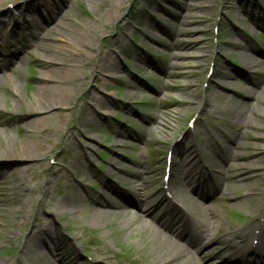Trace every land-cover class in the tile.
Here are the masks:
<instances>
[{
    "label": "rangeland",
    "instance_id": "obj_1",
    "mask_svg": "<svg viewBox=\"0 0 264 264\" xmlns=\"http://www.w3.org/2000/svg\"><path fill=\"white\" fill-rule=\"evenodd\" d=\"M58 1L63 0H0L4 20L0 56L20 53L16 92L26 104L36 87V61L41 54L33 38L46 37L45 28L59 18L35 30L26 23L31 22V10L26 8L38 5L32 22L39 24L48 9L60 5ZM64 1L67 8L62 11L69 14L65 33L76 44L71 40L67 45L84 62L77 67V77L65 86L67 101L39 114H54L49 124L59 130L56 136L41 135V155L21 159L0 154V183L5 182L8 190L2 192L0 185L1 264L149 263L156 249L147 241L146 227L162 228L152 218H135L134 189L139 178H145L154 192L147 203L159 201L163 192L156 194L162 186L180 187L187 208L199 203L210 206L231 230L241 232L264 217V95L257 103L244 90L264 89V68L247 67L241 58L243 49L233 45L236 41L263 50L264 0H227L228 4L225 0ZM21 6L26 19L10 21L8 11L18 12ZM13 25L19 26L12 33ZM51 32L53 43L67 46ZM83 41L89 46L77 45ZM4 66L0 60V144L15 145L31 116L22 107L10 109L15 92L9 89L12 68ZM225 74H233L234 79L227 80ZM251 105L260 115L253 119L254 126L243 127L237 117ZM236 136L242 145L235 162L241 165L230 172L235 178L249 176L243 181L229 177L231 196L218 190L208 202L198 201L183 179L202 171L208 182H218L220 174H228L230 165L221 150ZM190 147L192 156H184ZM231 150L237 152L235 146ZM167 153L172 175L168 184L163 179ZM181 167L198 173L179 175ZM47 180L49 189L44 192ZM105 182L120 192L119 200L125 203L121 209L130 213L120 215L119 209L105 207L114 214L91 222L85 218L86 205L75 200L84 189L98 195ZM23 185L30 190L26 196L19 191ZM105 198L113 204L118 196L109 193ZM61 201L68 206L57 212L55 206ZM23 205L25 212L20 213ZM160 208L162 214L165 207ZM42 220L50 224L60 245L58 254L63 256L50 257L48 263L41 257L31 259L33 242L28 239ZM221 236L204 251H195L167 233L169 240L194 253L199 264H215L232 253L223 240L226 235ZM226 261L247 264L245 258Z\"/></svg>",
    "mask_w": 264,
    "mask_h": 264
},
{
    "label": "bare ground",
    "instance_id": "obj_2",
    "mask_svg": "<svg viewBox=\"0 0 264 264\" xmlns=\"http://www.w3.org/2000/svg\"><path fill=\"white\" fill-rule=\"evenodd\" d=\"M89 1L96 2L98 0ZM58 4L60 5L56 6L57 8L55 10L48 9L49 12L47 17L42 16L44 21L40 22L39 24H34V22H32V18L39 10L38 5L29 6L26 8L29 9V11L31 10V14L29 15L31 22L28 21L26 23H29V25L32 26V28L35 30H39L41 28L44 29V25L46 23L52 22L59 16L58 21H55L50 28L48 26L45 28L46 31L44 30V32H47L46 37H39L38 35L34 36L33 34V42L35 43V47L39 49L38 51H41V54L39 57V61H36V70L38 73V79L35 82L36 87L33 95L28 101V104H26V102L22 100L20 93L16 92V85L18 82L17 65L19 63L17 61H20V53L17 52L16 54H11V56H0V60L5 62L4 68H12L9 75V89L11 90V92H15H13V97L11 100L12 104L10 109L16 110L19 107H22L24 109H27V113H29L31 116L25 124L26 130L23 133V138L15 145L0 144V154H13L14 156H17L21 159H28L39 156L41 155V150H43L40 144V138H42L41 135L45 132H49L51 135L56 136L59 132L56 125L49 124V120L54 118V114L45 116H40L39 114L47 111V109L59 107L67 101L65 86L67 85V83H69L70 80H74L77 77V67L78 65L82 64L84 60L82 59L83 57L80 54H73L72 49L68 46L71 43V40L73 43L75 40H73L70 35L68 36V34L65 33L67 25L64 20L68 18L69 14L67 11L64 13L62 10L67 8V4L64 0L61 2L58 1ZM224 4H228V1L225 0ZM45 5L48 6V2ZM239 8L236 9L235 12H238L237 10H239ZM242 8L243 6L241 5L240 9ZM25 11L26 10L24 6H21L18 12L8 11L7 18L10 21H17V23H22L21 21L26 19L24 18ZM186 17L187 14H185L183 18ZM2 21L4 22V20L0 19V39L4 38L3 29L1 27L3 23ZM18 26L19 25H13L11 32L13 33V30L15 28L17 29ZM47 28L49 29L47 30ZM51 31L56 32V34L58 35V39L63 40L66 45H68L58 46L53 43V38L50 37L52 35ZM77 45L80 47L84 46L85 48L89 46L85 41ZM233 45L243 49L241 58H243V61L245 62V65H247V67L264 68V48L263 50H256L249 45L243 46L236 41L233 42ZM251 68H249L248 70H250ZM2 71L3 70L0 69V72ZM224 77L227 80L234 79L233 74H225ZM244 90L248 97H250L257 103H262V95H264V89L258 91L251 88H244ZM207 95L211 96L212 94L209 92L207 93ZM218 95L219 94H217V96ZM204 111L207 112V110ZM249 113L253 115V118L252 116H250L251 114L249 115ZM259 115L260 112L255 110L254 105H251L248 107V110L246 112L237 117L238 124L243 127H252L255 125L253 119L255 117L258 118ZM232 141L233 144L226 146L221 150L223 153H226L224 155V160L228 165H230V170L227 171L228 174H220L218 177V182H216L214 186H212L214 190H222V195L225 196H231L232 190H234L232 186L228 184L229 177L232 179L243 181L249 176L248 174H242L235 178V173L230 172L231 170L235 171V169L241 165L240 162L236 163L235 161L236 158H239V156L241 155L239 149L242 143L239 139V136L233 138ZM234 146L237 152L231 150L232 148H234ZM193 152V148L190 147L183 152V155L191 157ZM188 169L189 168L182 167L177 168V173L179 175H182L187 172ZM230 173H233L234 175H230ZM48 181L49 180H47V183L44 186V192H47L49 189L47 187ZM105 183L107 184L106 187L103 188V191L98 193V195L92 193V191L84 189V195L76 198L75 200L78 203L84 204V206L86 205L88 211L84 212L86 215L85 218L87 220H90L91 222H102L103 220L109 218L114 214L113 211H111V213L105 211V207H111L115 212H119L117 210L119 209L120 215L130 213L129 210L121 209L125 207L124 202L121 203L120 201H115L112 204L105 198V195H108L109 193L114 195L118 194L116 188H114L109 182ZM135 183L137 187L134 189V208L136 209L137 214L135 215L136 217L134 215H132L131 217H135L139 221L146 218H152L156 222V224L160 228H162L161 231L155 228L149 229L148 227H146V231L149 235L147 237V241L153 246V248L156 249L155 256H153V258L147 264H199V260L195 257L194 253H190L186 248H184V246L174 242L172 239L169 240L167 238V235L164 233L167 231V229H171L170 227L175 226V221L177 220L179 215H183L184 217L188 218L186 220L187 225L185 226V233L187 234V239L185 238V241L188 242L189 238L191 237V240L196 243L195 251L205 250L208 244L218 241L220 237L222 238L221 235L225 234L226 237L223 238V240H225L226 243L233 249L232 256L243 259L244 257L247 258L248 254L250 253L249 251L251 243L247 242V236H253L252 239H256L258 244L264 237V221L246 228L241 233L237 234L238 229L231 230V227L223 226L217 218V212L214 211L212 207H204V205L202 204H198L196 207L191 204V207L189 209L174 211V213H172L171 215H168V212L160 215L159 213H157L159 210V203H157L156 205H152L151 203L146 202L150 198L152 193H154L152 192L153 190H151V187L147 184L146 179L139 178L135 181ZM0 185L2 186V192L8 191L6 189L5 182L0 183ZM19 191H25L24 195L26 196V193L30 190L23 185L19 189ZM33 194L35 195L36 191H32L31 195ZM171 194L175 198V203L184 205L186 204L187 199L183 197L180 191V187L172 188ZM255 194L259 195L260 197L259 192ZM119 195H121L120 192ZM154 195L155 194H153V196ZM39 202H42V200H39ZM72 203L75 206H78V204H75L74 202ZM67 206L68 202L66 203L65 201H61L55 206V208L57 212H62L67 208ZM23 212H25L24 205L21 206L20 210V213ZM166 216H169V218H166ZM37 228V231L34 229L28 237L29 241L33 242L30 249L34 253L31 256V259L34 261V258L32 257H41L46 263H48L51 259L50 257H63L58 254V248L60 245L58 244L57 240L54 239L55 236L51 232L50 224L46 223L45 220H42L41 223L38 224ZM174 233H176V231ZM172 242H174V244ZM26 253L27 252H23V254ZM201 259H204V257H202ZM59 262L61 264H67L65 260H61ZM216 263L224 264V259H218Z\"/></svg>",
    "mask_w": 264,
    "mask_h": 264
}]
</instances>
